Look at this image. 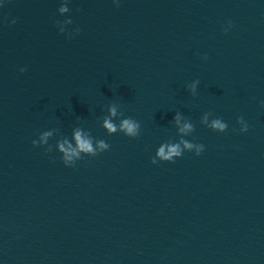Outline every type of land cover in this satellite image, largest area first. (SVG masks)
Returning <instances> with one entry per match:
<instances>
[{"label":"water","instance_id":"obj_1","mask_svg":"<svg viewBox=\"0 0 264 264\" xmlns=\"http://www.w3.org/2000/svg\"><path fill=\"white\" fill-rule=\"evenodd\" d=\"M0 264H264V0H0Z\"/></svg>","mask_w":264,"mask_h":264},{"label":"clouds","instance_id":"obj_2","mask_svg":"<svg viewBox=\"0 0 264 264\" xmlns=\"http://www.w3.org/2000/svg\"><path fill=\"white\" fill-rule=\"evenodd\" d=\"M115 2V0H114ZM119 5L117 4V7ZM60 12L68 11L66 7H61ZM16 21L14 20L13 23ZM230 23V22H229ZM227 32V29H225V33ZM109 112L112 116L117 115L116 107L115 105L111 106L109 108ZM121 116H123V113H120ZM175 120L177 123H179L180 117L179 114L176 115ZM225 123H221L219 119L214 120L211 124V128L219 129L223 131L226 128ZM104 127L108 130L109 133H115L119 129L125 136L130 138H136L140 134V124L135 119L128 117L123 118L119 125L111 122L109 118L104 119ZM191 124H185L183 128L181 129V132L185 130H191L192 129ZM248 129V125L246 124L242 129H240L241 132H245ZM45 137L49 135V133L44 134ZM75 139H76V148H72L71 145H69L67 148H65L64 144L67 143V141H64L59 144V149L63 153V156L61 157L62 162L65 166L72 167L75 165V162H73V158L76 157L77 159H82L80 157V153H87L90 154V156L95 157L101 152H104L105 150H108L110 145L106 143L104 140L98 141V149L93 147L91 139L84 138L79 130L75 132ZM46 142V141H45ZM32 144L34 147L37 146V141L33 140ZM181 144H183L184 149L191 150L194 146L196 147V155H200L201 152L204 150V145L202 144H194L189 143L188 141L181 140L180 143L175 144H163L159 147L158 151L155 154V157L152 159V163L155 164L157 160L164 161V162H174L175 158H179L183 154V149L181 148ZM51 148L49 147L46 149V152H50Z\"/></svg>","mask_w":264,"mask_h":264}]
</instances>
